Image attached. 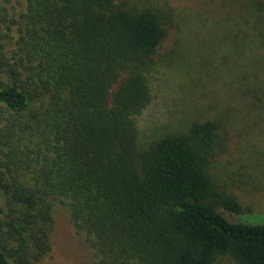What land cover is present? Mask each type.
I'll list each match as a JSON object with an SVG mask.
<instances>
[{
  "label": "trees",
  "instance_id": "16d2710c",
  "mask_svg": "<svg viewBox=\"0 0 264 264\" xmlns=\"http://www.w3.org/2000/svg\"><path fill=\"white\" fill-rule=\"evenodd\" d=\"M26 17L20 62L52 93L31 124L39 137L34 189L17 185V148L3 126L8 119L0 118V189L8 205L0 264H37L47 252L49 198L67 204L94 264H214L221 252L234 264H264V214L242 215L209 171L223 148L217 121L158 126L147 146L138 145V120L153 100L148 76L158 63L175 61L172 23L115 0H30ZM9 73L0 104L21 113L28 96L17 70ZM245 76H234L237 86L247 82L244 98L253 89L263 104L264 79Z\"/></svg>",
  "mask_w": 264,
  "mask_h": 264
},
{
  "label": "rangeland",
  "instance_id": "374dc122",
  "mask_svg": "<svg viewBox=\"0 0 264 264\" xmlns=\"http://www.w3.org/2000/svg\"><path fill=\"white\" fill-rule=\"evenodd\" d=\"M29 2L0 0V86L10 84L9 69L14 68L18 72L17 83L29 100V107L21 113L0 104V118L8 119L3 126H9L11 147L17 148L12 157L18 162L17 185L34 189V150L39 137L31 124L48 107V93L52 92L32 79L20 62L19 43L28 23ZM115 3L129 11L155 10L173 25L170 32L175 41V61L168 65L158 63L148 76L153 100L138 120L139 147L147 146L156 137L158 126L171 131L185 128L193 119L217 121L223 148L209 164L214 184L239 202L242 215L264 214V103L257 102L253 89L249 90L250 98L245 99L247 82L241 80L237 86L234 77L253 73L264 79V0ZM257 69L260 74H256ZM248 83L251 89L253 86ZM3 158L0 156V160ZM48 201L53 220L48 232L49 249L37 264H94L92 248L70 222L67 204L58 198ZM0 204L3 220L8 205L1 189ZM218 211L232 219L227 209L219 206ZM214 264H234V259L228 252H221L216 254Z\"/></svg>",
  "mask_w": 264,
  "mask_h": 264
}]
</instances>
